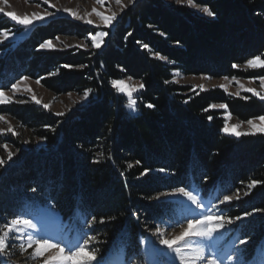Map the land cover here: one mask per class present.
Listing matches in <instances>:
<instances>
[{
	"label": "trees",
	"instance_id": "16d2710c",
	"mask_svg": "<svg viewBox=\"0 0 264 264\" xmlns=\"http://www.w3.org/2000/svg\"><path fill=\"white\" fill-rule=\"evenodd\" d=\"M192 3L215 16H202L188 4L139 0L111 29L80 27L65 19L33 26L26 34L0 16V30L23 35L0 45V89L9 90L24 77L57 95L91 89L88 104L67 116L32 103L0 106V116L44 143L35 150L31 143L0 136V143L15 149L12 164L0 173V227L25 205L46 203L63 223L71 224L76 214L82 217L77 228L83 239L96 237L92 247L99 258L123 247L127 257L140 259L146 229L172 210L171 203L156 200L161 193L186 187L218 205L224 195L240 190V199L216 207L219 215L264 209V134L237 138L222 131L226 113L242 123L258 119L264 116V101L220 89L189 95L173 75L264 77V68L239 69L256 56L264 60V0ZM73 31L86 42L89 32L108 35L98 50L39 47ZM126 78L144 85L135 96L134 116L125 113L126 101L111 83ZM213 105H226L225 111H214ZM144 169L150 171L141 176ZM252 180L260 183L244 196ZM232 228L239 238H250L247 259L264 246V212Z\"/></svg>",
	"mask_w": 264,
	"mask_h": 264
},
{
	"label": "rangeland",
	"instance_id": "374dc122",
	"mask_svg": "<svg viewBox=\"0 0 264 264\" xmlns=\"http://www.w3.org/2000/svg\"><path fill=\"white\" fill-rule=\"evenodd\" d=\"M138 1L139 0H136V2ZM49 2L51 4H54L55 7L50 8L48 4L43 3V0H6V2L5 0H0V8H2L4 12H14L21 17L25 15H28L30 17L34 12L43 13L45 11H48L53 14L44 21L35 22L30 28L36 25L45 24L49 21L60 23L62 21H65V19H68L72 23L80 27L82 26L88 28L111 29L112 27H114L117 20L136 3L135 2L134 4H129L128 0H121V4H117L115 0H105L104 5L101 6L100 4L96 3V0H49ZM166 2L177 4L176 0H166ZM122 5L126 6L123 7V10H121ZM190 7L200 15L209 17L200 10V6L192 3ZM57 8H60L61 11L57 12ZM64 8H71L74 11H77L81 16H84L86 13H92V9L95 8L96 11L100 12L102 15L111 16L113 15V13H115L117 19L113 22V25L111 27H105L100 17L95 15V13H92L87 18L91 19L93 21V24L88 25L84 24L83 21L73 19L63 11ZM0 16H4L3 13H0ZM4 17L10 19L7 16ZM30 28L25 29V34ZM12 33L13 35L8 40H4L3 36H0V41H3L2 43H0V45L11 43L13 41H16L17 39H21L23 36H17L15 32ZM52 43L54 45L52 49L42 50L67 52L70 50L90 51V48L93 49L90 39H88V41L86 42L82 38L76 36V33L74 31L68 34L63 33L57 36L54 40H52ZM82 44H87L88 48L85 49L82 46L79 48L76 47V45ZM65 45H68V47H65ZM239 69L246 72L258 70L259 68H250L247 66L246 62L243 66H240ZM173 75L174 82L177 85L190 89V91L188 92L189 95H198L208 90L220 89L227 95L236 98H244L248 96L256 97L253 96L250 92H245L243 90L244 88H254L261 95H264V87H261L260 78H236L235 80L232 78L213 79L207 76H184L178 72H174ZM121 81L124 82L126 89L130 87L137 88V90L132 93V98L136 101L135 96L136 93L141 90L139 85L142 83L139 80H135L133 78H126ZM19 82V88L17 91L13 92L12 87L9 90L4 91L5 94L12 100V102L9 104H24L19 102L23 100L26 101L25 103L35 104L42 107L43 109H45L43 105H49V108L45 109L46 111L51 112L55 116H59L56 115L57 113H64L63 116H67L87 105L89 101V97L87 99H84V94H54L52 91L48 90L40 83L38 84L37 81H34L32 79H21L19 80ZM114 88L126 101V104L124 106L125 113L130 116L136 115V104L135 111L129 109L127 107L129 99L126 93L120 92L116 87ZM26 89H31V91H26ZM33 95H35L36 98L41 101L39 105L31 99ZM213 106L212 110L214 111H225V108H221L220 105ZM3 117L4 120L0 121V130H3L2 132H0V136L18 138L23 143L24 141H28V143H31L35 150H39L44 146V143L42 141L32 138L26 130H21L17 126L15 121L12 120V118L4 115ZM224 119L225 124H228L230 130L232 129V126L240 125V127L234 129V131H251L247 122H239L236 119H233L227 113L224 115ZM253 121L257 125V128L261 126V121H259V119H253ZM9 126L15 131L16 135H13L12 132L8 131ZM226 134L235 136L234 134ZM3 145H5V143H0V158L5 161V166L0 168V173L12 164V160L8 161V152L13 153V156L15 154V149L12 146L6 144L7 149H5ZM193 193L197 195L199 200H201L204 205L203 208H197L195 205H192L191 202L187 201L185 198L179 195L158 196L160 198L156 200H164L171 203L172 210L167 216L160 219L153 228L146 229V237L141 240L140 259L127 257L123 247H119L112 250L104 259H101V264H168L170 254L160 255L154 251V248L162 247L159 245V237L156 235L157 229H160V231L164 232L169 238H172L174 235L180 233V231L182 230V226L186 227L188 219L199 218L204 214H211L214 216L219 215L216 207H219L221 204H214L215 200L213 197H203L199 192ZM15 218L29 219L35 225V228H25L22 231L14 232L12 235H10L8 239V244L10 246L4 253L0 254V264H43L42 259H35L31 256V253L34 251V249H28L27 252L21 249V245L27 247L29 235H32L34 238H47L52 242L67 244L69 246H74L75 244L83 240V234L77 228V223L82 220V217L76 214L75 217H73V221L71 224L63 223L59 215L51 208L49 204L46 203L27 204L24 206L23 211L19 213ZM10 221L0 227V236L3 235V231L6 230V226L10 223ZM232 226L233 225H226L225 229L222 232H218L215 235V241L218 247L221 249L220 259L222 261V264H235L234 258L238 254L237 249L240 248V245L238 243L239 237L234 232ZM193 243L198 246H205V255L208 259H211L213 257L214 253L212 252V250L207 249L206 247V245L210 243L209 241L195 239ZM262 248H264V246H261L259 248V251H257V253L251 259H247L245 256H241L240 260L242 262H245V264H261V262L264 261V255H262L261 253ZM54 254V252L45 253L44 258H50Z\"/></svg>",
	"mask_w": 264,
	"mask_h": 264
},
{
	"label": "snow or ice",
	"instance_id": "6c2138e0",
	"mask_svg": "<svg viewBox=\"0 0 264 264\" xmlns=\"http://www.w3.org/2000/svg\"><path fill=\"white\" fill-rule=\"evenodd\" d=\"M6 2V0H5ZM117 4H121V0H115ZM129 4H134L136 0H128ZM43 3L49 5V7H55L54 4H51L49 0H43ZM97 4L101 6L104 5L105 0H96ZM178 5L188 3L190 6L192 5V0H176ZM125 5L121 6V10H123ZM204 14L209 17H214L215 13L208 7H202L200 9ZM57 12H60L61 9L57 8ZM63 11L71 16L73 19L78 21H83L84 24L92 25L93 21L89 18L92 13H95L98 17H100L103 25L105 27H111L113 22L117 19L115 13L111 16L102 15L100 12L96 11L95 8L92 9V13H86L84 16H81L77 11H74L71 8H64ZM0 13H3L4 16L9 17L12 21L16 24L22 26L24 29L30 28L35 22L37 21H44L49 16L53 15L51 12L45 11L43 13H32L29 17L25 15L23 17L17 15L14 12H4L2 8H0ZM163 35V33H161ZM13 33H11L8 29L0 30V36H3L4 40H8L11 38ZM108 35L107 32L99 31L96 33L89 32L88 39L92 42V47L99 49L104 41V38ZM3 41H0L2 43ZM84 47L85 49L88 48L87 44L76 45V47ZM41 49H52L54 47L51 40L45 41L40 44L39 46ZM68 47V45H65ZM144 47H147L146 45ZM162 58V57H158ZM247 66L250 68H264V60L261 59L260 56H256L253 59L247 62ZM63 67H71L70 65H63ZM233 67H237V65H233ZM24 80H27L28 77H24ZM232 79H236L233 77ZM261 87H264V77L260 78ZM19 81L17 83L12 84V91L15 92L19 88ZM39 84L40 81L37 80ZM112 85L122 93H126L129 99V103L127 107L133 111H135V104L136 101L132 98V93L137 90L136 87H130L126 89L125 84L123 81H111ZM140 88H143L144 85L140 84ZM243 87V86H241ZM245 92L252 93L253 96L258 97L260 100L264 101V95H261L256 89L254 88H244ZM26 91H31V89H26ZM91 93V89H87L84 92V99L89 97ZM31 99L36 103L40 104L41 101L36 98L35 95L31 97ZM244 99H248L244 97ZM12 100L5 94V92L0 89V105L9 104ZM20 103H25L26 101H19ZM45 109L49 108V105H43ZM148 108H153V104H148ZM215 107V106H213ZM221 108H225L226 105H220ZM56 115L63 116L64 113H57ZM212 117H209L211 120ZM259 121H261V126L257 128V125L254 123L253 120H248L247 124L251 131L242 132V131H234V129L239 128L240 125L232 126L230 130L228 124L226 123L222 131L229 134H234L237 138L241 136H248V135H256L257 132L264 134V116L258 117ZM4 120L3 116H0V121ZM3 130H0L2 132ZM9 132H12L13 135H16L15 131L9 126ZM24 143H28V141H24ZM5 149H7V145H3ZM13 158V153L8 152V161H11ZM94 163H99V161H94ZM139 163V161H137ZM5 166V161L0 158V168ZM132 165H129V168ZM150 170L144 169L141 173V176H145L148 174ZM160 172H164L165 169H159ZM123 175V173H121ZM260 181L252 180L247 185V190L244 191V196H248L251 190L259 184ZM35 191V189H33ZM167 195H179L185 198L187 201L191 202L192 205H195L197 208H203L204 205L201 200L198 199L197 195L194 194L192 191L187 189L186 187H178L173 190L172 193H161L160 196H167ZM160 197H156L159 199ZM234 199H240V190L234 195H224L223 199L220 200L221 204L224 203H231ZM255 212H264V209H254L253 212H246L243 216L237 215L235 217H226L223 215H211V214H204L199 218L195 219H188L186 227L182 226V230L179 234L174 235L172 238H169L164 232L160 231V229L156 230V235L159 237V245L162 246L160 248H154V251L160 255H169L168 264H222L220 259L221 249L218 247L215 241V235L218 232H222L226 225H233L237 221H241L247 217L252 216ZM100 223H104L101 219ZM34 229L35 225L29 219H22V218H13L9 224L6 226V230L3 231V235L0 236V254L4 253L6 249L10 246L8 244V239L10 235L14 232L22 231L23 229ZM195 239L206 240L210 243L206 245L207 249L212 250L214 253L211 259H208L205 255V246H198L193 243ZM250 238L241 237L238 240L240 248L237 249V255L235 256V264H245L240 260L241 256L248 255ZM96 240L95 236H88L87 238L83 239L79 243L75 244L74 246H69L67 244H61L58 242H52L50 239L47 238H34L32 235L28 236L27 247L21 245V249L27 252L28 249H34L31 253V256L35 259H42L43 264H101V258H98V249L92 247V243ZM255 242H253L254 244ZM167 250V251H165ZM254 252L255 249L252 248ZM54 252L55 254L52 255L50 258H44L45 253ZM262 255H264V248L261 249ZM264 264V261L261 262Z\"/></svg>",
	"mask_w": 264,
	"mask_h": 264
}]
</instances>
